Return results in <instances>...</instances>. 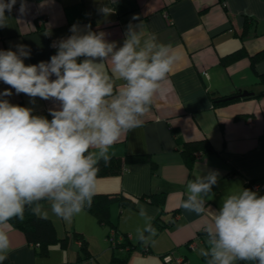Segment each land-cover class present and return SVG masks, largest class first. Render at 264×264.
I'll use <instances>...</instances> for the list:
<instances>
[{"label": "crops", "instance_id": "0c3cea01", "mask_svg": "<svg viewBox=\"0 0 264 264\" xmlns=\"http://www.w3.org/2000/svg\"><path fill=\"white\" fill-rule=\"evenodd\" d=\"M28 13L20 17L19 0L0 28V51L30 49L26 65L49 63L58 48L56 41L74 33H104L118 50L130 33L140 47L155 36L156 45H171L169 54L179 55L162 91L153 99L142 126L123 134L110 156H147L129 162L118 175L97 177L96 193L123 194L133 206L110 205L117 233L127 234L136 249L126 264H165L167 254L186 258V264H209L212 259L206 228L223 200L242 188L264 195V57L255 64L251 56L264 51V0H27ZM110 11L104 13L103 9ZM243 49L244 55L228 63L223 58ZM139 50V49H138ZM157 49H153L156 51ZM84 57L79 58L78 62ZM104 70L114 83V94L126 83L111 73L110 56ZM55 77H53L54 79ZM7 85L0 82V92ZM0 97L31 108L32 114L52 119L59 110L54 99H32L24 94ZM244 91L250 94L241 96ZM231 97L228 102L221 100ZM214 98H221L214 101ZM111 99V98H109ZM224 101V102H223ZM207 140L213 152L196 157L192 166L182 154L187 142ZM98 152V149H90ZM217 183L204 195L205 211L197 214L182 207L190 193L187 185L210 172ZM260 185L259 190L254 185ZM36 214L52 220L57 236L66 238L49 246L45 255L38 244L29 243L23 230L10 221L11 250L2 264H121L115 258L125 250L109 240L111 226L102 224L86 207L70 221L54 215L47 200L34 202ZM156 234L151 235V229ZM88 241L90 257L79 260L80 242ZM116 233V234H117ZM120 235V234H119ZM191 243L195 244L191 248ZM146 246L148 252L141 248ZM206 253H209L206 255ZM233 264H258L236 260Z\"/></svg>", "mask_w": 264, "mask_h": 264}, {"label": "clouds", "instance_id": "9594fccd", "mask_svg": "<svg viewBox=\"0 0 264 264\" xmlns=\"http://www.w3.org/2000/svg\"><path fill=\"white\" fill-rule=\"evenodd\" d=\"M16 4L17 0H0V28L8 25ZM19 4L18 15L23 17L27 0ZM71 31L74 34L59 42L49 63L26 65L30 49L25 45L15 52L0 51V82L8 86L0 97L14 90L33 102L37 97L60 102L59 110H50L49 120L0 98V264L11 250L5 227L12 228L13 219L23 220L26 206L47 200L51 212L65 221L91 206L100 160L107 164L109 149L120 137L142 126V117L179 60L177 53L169 54L171 45H156L154 35L140 47L138 36L130 33L114 51L115 44L106 42L104 33L79 34L75 25ZM109 56L111 73L126 81L115 94L104 64L96 62ZM93 148L98 152L90 151ZM217 176L212 171L189 182L190 195L182 207L204 212L201 194L211 192ZM205 230L212 245L209 264H264V195L247 188L229 194Z\"/></svg>", "mask_w": 264, "mask_h": 264}, {"label": "trees", "instance_id": "16d2710c", "mask_svg": "<svg viewBox=\"0 0 264 264\" xmlns=\"http://www.w3.org/2000/svg\"><path fill=\"white\" fill-rule=\"evenodd\" d=\"M244 55L243 49L238 50L230 55H227L223 58V63H228L238 57ZM264 57V51L258 53L254 56H251V63L253 69L256 72L255 64L258 62L259 59ZM263 82H264V74L260 75ZM223 98V97H221ZM219 98V99H221ZM231 97H226L221 100L230 99ZM218 98H214V101H218ZM226 100L225 102H228ZM224 102V101H223ZM152 107V106H151ZM91 151V150H90ZM214 149L212 148L211 144L207 140L201 141H193L187 142L184 144L182 149V154L186 159V162L189 166H192L193 162L196 160V155L198 152L206 154L213 152ZM111 159L107 164L103 160H100L98 167L99 172L97 177L102 176H110V175H118L122 172L123 167L125 164L129 162H134L138 160H146L147 156H128L124 161L121 158L110 156ZM115 200L119 201L121 206H133L134 201L133 199L126 197L123 194H117L115 196L107 193H96L93 197L92 204L90 207H87L89 211L95 215L98 221L102 224L111 226V230H114L117 233L116 226L111 222L110 217V205ZM34 203L31 206H26L24 219L15 221V224L20 227L26 235L27 240L29 243L38 244L40 247V254L45 255L48 252L49 246L61 242L62 244L65 243L66 238H59L57 236L54 224L51 219L46 217H41L33 212ZM122 235L121 233H117V235ZM76 240L80 242L79 247V260L88 259L90 257V251L88 248V241L84 239V237L76 233L74 234ZM124 240L116 244L115 248H121L125 250V256L122 258H115L114 261H118L121 264H126L128 261V257L130 256L131 252H133L136 247L131 243L127 234H123ZM147 247L143 246L141 250L145 252ZM149 250V248H147Z\"/></svg>", "mask_w": 264, "mask_h": 264}, {"label": "built area", "instance_id": "2783aa9c", "mask_svg": "<svg viewBox=\"0 0 264 264\" xmlns=\"http://www.w3.org/2000/svg\"><path fill=\"white\" fill-rule=\"evenodd\" d=\"M53 45H56V46H53L54 49L58 48V45H59V41H56L55 43H53ZM201 156V153L198 152L196 157H200ZM254 188L256 190H259L260 188V185L257 184V185H254ZM109 240L113 243V244H117L119 242H122L124 240V237L123 235H117L116 232L114 230L111 231L110 233V236H109ZM195 246V244L191 243V248H193ZM145 252H148V249L146 248L145 249ZM164 261H165V264H186V258L183 257V256H177V255H173V254H167L164 256Z\"/></svg>", "mask_w": 264, "mask_h": 264}, {"label": "water", "instance_id": "95a60500", "mask_svg": "<svg viewBox=\"0 0 264 264\" xmlns=\"http://www.w3.org/2000/svg\"><path fill=\"white\" fill-rule=\"evenodd\" d=\"M250 93L248 92V91H244L242 94H241V96H247V95H249Z\"/></svg>", "mask_w": 264, "mask_h": 264}]
</instances>
